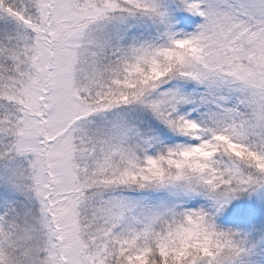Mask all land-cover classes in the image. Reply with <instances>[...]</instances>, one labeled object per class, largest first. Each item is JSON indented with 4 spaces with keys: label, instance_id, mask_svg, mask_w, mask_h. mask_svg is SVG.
<instances>
[{
    "label": "snow or ice",
    "instance_id": "obj_1",
    "mask_svg": "<svg viewBox=\"0 0 264 264\" xmlns=\"http://www.w3.org/2000/svg\"><path fill=\"white\" fill-rule=\"evenodd\" d=\"M0 264H264V0H0Z\"/></svg>",
    "mask_w": 264,
    "mask_h": 264
}]
</instances>
